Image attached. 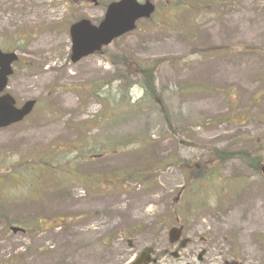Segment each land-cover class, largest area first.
<instances>
[{
	"label": "rangeland",
	"instance_id": "obj_1",
	"mask_svg": "<svg viewBox=\"0 0 264 264\" xmlns=\"http://www.w3.org/2000/svg\"><path fill=\"white\" fill-rule=\"evenodd\" d=\"M85 1L0 0L10 90L38 99L0 129V264H132L146 246L152 264H264V0H154L74 63L71 23L111 0Z\"/></svg>",
	"mask_w": 264,
	"mask_h": 264
},
{
	"label": "water",
	"instance_id": "obj_2",
	"mask_svg": "<svg viewBox=\"0 0 264 264\" xmlns=\"http://www.w3.org/2000/svg\"><path fill=\"white\" fill-rule=\"evenodd\" d=\"M155 10V6L147 0L141 4L136 0H121L109 5L106 17L99 26H94L89 20H83L72 26L73 34V61L101 49L108 45L114 38L133 29L135 22L140 17H149ZM17 59L15 53H3L0 49V91L7 84V77L12 73L11 63ZM15 100L9 95L0 97V127L21 120L34 107L36 100L27 101L22 108H16ZM264 173V165L262 166ZM16 230V229H15ZM182 228L173 227L170 230L171 242L179 240ZM187 240L183 242L185 245ZM153 248L147 247L134 264L151 262L150 254Z\"/></svg>",
	"mask_w": 264,
	"mask_h": 264
},
{
	"label": "trees",
	"instance_id": "obj_3",
	"mask_svg": "<svg viewBox=\"0 0 264 264\" xmlns=\"http://www.w3.org/2000/svg\"><path fill=\"white\" fill-rule=\"evenodd\" d=\"M147 71H149L150 69H148V68H145ZM148 73H150V72H147V74ZM149 76H150V81L148 82V84H149V88H150V90H151V92L150 93H152V92H154L155 91V86H154V83H153V74H149ZM141 172H143V171H141ZM140 172V173H141ZM146 172V171H145ZM138 177H142L143 179H142V182L144 181V183H149L150 181H149V178H147L145 175H143V176H138ZM145 178V179H144ZM119 179V178H118ZM117 181H116V179H115V181L112 183V185H114L115 183H116Z\"/></svg>",
	"mask_w": 264,
	"mask_h": 264
},
{
	"label": "flooded vegetation",
	"instance_id": "obj_4",
	"mask_svg": "<svg viewBox=\"0 0 264 264\" xmlns=\"http://www.w3.org/2000/svg\"><path fill=\"white\" fill-rule=\"evenodd\" d=\"M85 1V0H84ZM86 2V4L87 5H91V3H89L87 0L85 1ZM12 126V125H11ZM11 126H9V127H11ZM8 127V128H9ZM207 253H208V250H204V252H203V257L202 258H204V257H206L207 256Z\"/></svg>",
	"mask_w": 264,
	"mask_h": 264
},
{
	"label": "bare ground",
	"instance_id": "obj_5",
	"mask_svg": "<svg viewBox=\"0 0 264 264\" xmlns=\"http://www.w3.org/2000/svg\"><path fill=\"white\" fill-rule=\"evenodd\" d=\"M98 66V65H97ZM98 68H101V66H98ZM253 218V217H252Z\"/></svg>",
	"mask_w": 264,
	"mask_h": 264
}]
</instances>
